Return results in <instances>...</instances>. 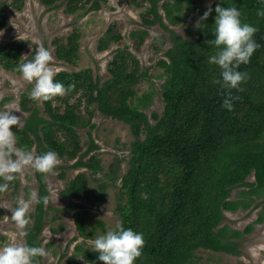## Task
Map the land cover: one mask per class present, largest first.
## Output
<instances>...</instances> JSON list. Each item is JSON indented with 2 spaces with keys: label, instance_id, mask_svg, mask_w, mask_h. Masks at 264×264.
<instances>
[{
  "label": "trees",
  "instance_id": "trees-1",
  "mask_svg": "<svg viewBox=\"0 0 264 264\" xmlns=\"http://www.w3.org/2000/svg\"><path fill=\"white\" fill-rule=\"evenodd\" d=\"M40 1L51 5L61 0ZM82 1L86 0H69V3L77 5ZM145 1L148 7L142 15L143 22L146 25L161 23L169 30L171 38L167 58L158 61L166 77L164 112L162 115L153 113L157 122L152 124L144 111L152 93L145 92L139 97L135 91V85L147 77V72L141 70L139 59L123 47L110 61L111 76L103 83L94 79L90 68L60 70L54 80L65 85L75 84L66 94L43 101L40 106L33 104L24 93L21 106L30 114L23 126H12L17 144L31 150L37 144L38 154L52 149L60 158L76 159L82 150L78 128L93 126L90 106L95 104L104 114L128 123L135 135L132 163L122 176L118 212L124 227L144 234L142 255L136 264H179L185 261L191 249L199 246L234 252L231 238L240 237L244 232L230 229L228 225L219 226L224 211L249 208L256 197H264V17L256 15V10L264 5L261 0H224L223 3L215 0L211 5L212 13L195 29L193 37L179 35L165 20L174 25L183 23L192 12L201 9L197 0ZM217 3L235 5L242 10V20L258 28L254 38L260 47L248 64L240 66V70L248 74L241 90H225L213 83L220 70L207 61V56L214 51L207 41L212 38ZM5 9L0 2V26L7 25ZM113 31L111 24L101 39L102 47L119 39L120 35ZM131 33L140 41L146 36L136 30ZM154 41H162L160 48L165 44L163 35ZM22 51L21 44L3 48V65L14 71L18 63L28 59ZM78 52V33L69 35L65 42H58L60 59L73 62ZM228 91L237 97L232 110L221 107ZM74 98L76 102H72ZM83 102L87 119L80 109ZM90 141L86 155L98 148L92 135ZM80 166L95 172L101 169L95 154L89 161L81 155L74 163V167ZM35 173L38 197H42L46 195V174ZM250 175L254 180H249ZM237 186H248V189L241 190V196L232 199L230 193ZM87 190L88 177L80 172L69 181L63 194L80 199ZM261 203L264 200L255 206ZM84 207L76 200L69 205L70 209H77L73 213L74 222L80 234L88 238L90 234L85 230L88 211ZM46 211V204L42 200L37 202L31 214L33 222L27 225V243L40 244L39 234L45 226ZM259 219H264V206ZM251 229L249 225L245 230ZM75 248V253L89 264H105L97 259V252L83 243ZM78 264L83 263L78 261Z\"/></svg>",
  "mask_w": 264,
  "mask_h": 264
},
{
  "label": "rangeland",
  "instance_id": "rangeland-1",
  "mask_svg": "<svg viewBox=\"0 0 264 264\" xmlns=\"http://www.w3.org/2000/svg\"><path fill=\"white\" fill-rule=\"evenodd\" d=\"M197 1L201 4V9L192 12L183 23L174 25L167 20L165 23L179 35L195 37L196 21L215 0ZM0 2L6 7L7 17V25L0 26V109L5 107L13 109L12 111L21 117L19 127L23 126L30 114L22 108L21 100L24 93L28 94L31 84L23 81L19 74L3 65L1 52L3 48L9 49L21 44L23 56L31 59L38 42L50 50L51 65L55 74L60 70L90 68L94 79L100 83L111 76L110 61L117 50L127 47L139 59L141 70L147 72V77H143L135 85V91L139 97L145 92L152 93V99L144 111L149 115L152 124L157 122L153 113L162 115L164 112L163 83L166 77L165 70L159 66L158 61L167 58L166 50L171 45V38L169 30L161 23L146 25L147 23L143 22L142 15L148 7L145 0H86L77 5H71L69 0H61L51 5L40 0ZM111 24L114 25L113 32L120 37L102 47L104 45L101 46V39ZM134 30L146 34L145 39L143 41L135 39L131 33ZM73 33L79 35L78 57L73 62H67L58 57L57 46L58 42H65ZM159 35H163L165 40L161 48L162 41H154ZM13 78L18 81L15 86L10 84ZM72 102H76V99H72ZM56 103L58 105L59 101L56 100ZM33 104L41 106L43 101L39 103L33 101ZM84 106L83 102L80 109L87 119ZM90 109L93 111V126L78 128L82 147L79 156L76 159L59 157V163L54 170L46 174V194L50 199L46 204L45 226L39 234V242L47 250L48 256L41 258V264H78V261L89 264L79 253H75L76 245L83 243L88 248L92 244L95 232H102L115 227L117 222L121 223V215L118 212V205L122 201L121 181L132 163V143L135 135L131 126L123 120L104 114L95 104L90 106ZM90 135L98 148L86 155L91 144ZM144 136L145 133H142V137ZM32 151L38 154L37 144ZM92 154H95L100 162L101 169L98 172L86 166L74 167L75 161L81 155L89 161ZM35 172L34 169L26 167L19 174L22 179L7 181L9 188L6 192L0 193V203L15 207V198L27 199L33 191L38 197L39 183ZM80 172L86 173L88 177V190L80 199L65 197L64 189ZM249 180H254V176L250 175ZM243 189H248V186L234 187L230 198L240 197ZM73 200L81 203L88 211L85 226L86 232L90 234L88 238L80 234L74 222L73 213L77 209L69 208ZM263 200L264 197H256L249 208L224 211V218L219 226L228 225L230 229L244 232L240 237L231 238L236 251L194 247L188 252L185 261L179 264H264V219H259L263 213L264 203L255 206ZM36 204L34 201L28 213L29 224L33 222L31 214ZM249 225L252 229L245 230ZM22 239L26 241L27 237H20L11 218V210L0 207V245L20 242Z\"/></svg>",
  "mask_w": 264,
  "mask_h": 264
},
{
  "label": "clouds",
  "instance_id": "clouds-1",
  "mask_svg": "<svg viewBox=\"0 0 264 264\" xmlns=\"http://www.w3.org/2000/svg\"><path fill=\"white\" fill-rule=\"evenodd\" d=\"M224 0H222V3ZM215 5V17L211 28L212 38L207 42L212 45L214 51L207 56L210 65L219 68V77L213 79V83L219 84L222 89L241 90V84L247 80L248 74L240 70L242 64H248L260 44L255 40L258 31L256 25L248 23L241 18L242 10L235 5ZM264 5V0H261ZM213 8L207 7L196 21V26L206 20L212 13ZM256 15L264 17V7L256 10ZM52 56L50 50L39 42L31 59L23 60L14 69L20 78L31 84L28 91L29 98L39 103L49 101L57 95H64L75 87L74 83L65 85L63 82L54 80V71L51 65ZM17 79L10 80L15 86ZM234 97L228 91L224 95L222 108L232 110ZM13 109H0V193L9 188L7 181L22 179L19 174L26 167H30L42 174L50 173L59 163V156L55 150L48 149L40 154H35L30 148L17 146L16 132L12 126L19 127L21 117L12 111ZM19 112L18 109H15ZM49 195L37 197L35 191L29 198H15V207H8L0 203V207L11 210V218L15 222L20 237L27 235L26 226L30 223L28 215L33 202L42 200L49 202ZM145 243L144 234L132 227H124L117 222L115 227L107 228L102 232H95L90 249L98 253L97 259L105 264H136L137 258L142 255ZM47 250L36 243H27L23 239L20 242L5 243L0 245V264H40V259L47 257Z\"/></svg>",
  "mask_w": 264,
  "mask_h": 264
}]
</instances>
